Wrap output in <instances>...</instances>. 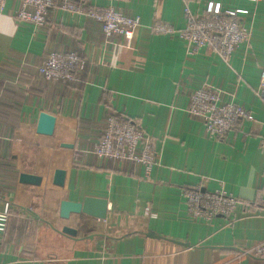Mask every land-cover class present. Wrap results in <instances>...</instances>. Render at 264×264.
Returning <instances> with one entry per match:
<instances>
[{"label": "crops", "instance_id": "0c3cea01", "mask_svg": "<svg viewBox=\"0 0 264 264\" xmlns=\"http://www.w3.org/2000/svg\"><path fill=\"white\" fill-rule=\"evenodd\" d=\"M86 2L139 17L129 47L119 36L106 41L98 22L59 7L41 28L16 21L19 0L0 10V210L11 205L0 230V264H264L237 255L264 239L257 203L264 190V101L256 94L264 0ZM208 3L220 13L245 11L239 20L248 38L229 60L215 52L188 55L178 35L152 30L158 22L181 30L184 8L199 14ZM52 52L79 56L75 81L41 79L36 68ZM203 82L254 121H239V131L222 140L207 137L203 122L186 111L191 90ZM41 112L55 117L51 135L35 131ZM112 114L138 120L156 152L151 167L93 153ZM56 168L66 172L62 186L51 182ZM20 172L40 175V185L19 182ZM198 186L237 197L234 215L190 216L184 193ZM85 196L107 200L105 218L59 217L60 200ZM63 225L76 228V237L60 233Z\"/></svg>", "mask_w": 264, "mask_h": 264}, {"label": "built area", "instance_id": "2783aa9c", "mask_svg": "<svg viewBox=\"0 0 264 264\" xmlns=\"http://www.w3.org/2000/svg\"><path fill=\"white\" fill-rule=\"evenodd\" d=\"M5 2L6 0H0V10ZM85 5H88L86 0H19L14 17L18 22H29L35 28H41L45 25L50 9L59 7L98 22L106 41L119 36L123 38L125 46L129 47L134 28L139 24V17L127 16L111 5L102 9L91 6L84 11ZM244 12L235 9L220 13L216 11L213 3H208L199 14L192 13L185 7L183 29L176 31L169 23L158 22L153 24L152 30L155 33L178 35L186 42L188 55L215 52L229 60L236 47L248 38V31L239 20V15ZM80 63L81 59L76 53L52 52L42 60L36 70L46 82H73ZM256 94L264 101V69L260 73ZM220 95L221 91L217 87L203 82L191 90L186 107L188 114L203 122L206 136L214 140H222L229 133L238 132L237 123L241 120L254 121L253 115L247 109L231 101L223 102ZM93 153L98 157L117 161H134L147 169L157 159L152 140L138 120L115 114L107 116L101 134L93 146ZM184 194L188 213L198 220H208L217 215L232 217L240 205L237 197L223 191H206L201 186L185 191ZM257 201L264 209V190ZM10 206L6 201L0 210V230L5 229ZM238 252L239 256L264 259V239L249 247L238 248Z\"/></svg>", "mask_w": 264, "mask_h": 264}, {"label": "water", "instance_id": "95a60500", "mask_svg": "<svg viewBox=\"0 0 264 264\" xmlns=\"http://www.w3.org/2000/svg\"><path fill=\"white\" fill-rule=\"evenodd\" d=\"M55 117L51 114L41 112L36 123L35 131L41 135H51L54 130ZM60 146L72 148V143H60ZM65 170L56 168L53 170L51 182L53 185L62 186L65 179ZM19 182L40 185L42 177L33 173H19ZM85 213L89 216L96 218H105L107 213V200L101 197L85 196L82 201H72L68 199H62L59 202L58 214L62 219H67L71 214ZM60 233L68 235L70 237H76L77 229L63 225L60 228Z\"/></svg>", "mask_w": 264, "mask_h": 264}, {"label": "trees", "instance_id": "16d2710c", "mask_svg": "<svg viewBox=\"0 0 264 264\" xmlns=\"http://www.w3.org/2000/svg\"><path fill=\"white\" fill-rule=\"evenodd\" d=\"M89 8H91V6H89V5H85V7L83 8V10L85 11V10H87V9H89ZM209 15V14H208ZM257 203H258V201H257ZM248 204L250 205V207H254V206H252V204L250 203V202H248ZM255 204V203H254ZM259 204V203H258ZM237 255L239 256V252H238V250H237Z\"/></svg>", "mask_w": 264, "mask_h": 264}, {"label": "rangeland", "instance_id": "374dc122", "mask_svg": "<svg viewBox=\"0 0 264 264\" xmlns=\"http://www.w3.org/2000/svg\"><path fill=\"white\" fill-rule=\"evenodd\" d=\"M73 219V218H72ZM92 223V222H91ZM93 223H97V221L93 222Z\"/></svg>", "mask_w": 264, "mask_h": 264}]
</instances>
